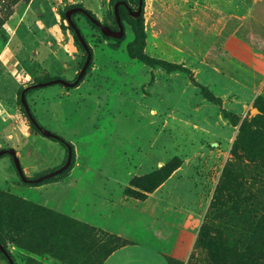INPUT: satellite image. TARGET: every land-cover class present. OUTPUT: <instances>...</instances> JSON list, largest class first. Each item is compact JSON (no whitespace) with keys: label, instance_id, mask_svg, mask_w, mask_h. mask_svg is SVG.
I'll return each mask as SVG.
<instances>
[{"label":"rangeland","instance_id":"1","mask_svg":"<svg viewBox=\"0 0 264 264\" xmlns=\"http://www.w3.org/2000/svg\"><path fill=\"white\" fill-rule=\"evenodd\" d=\"M116 1L0 0V150L13 148L26 176L61 166L65 149L31 126L20 90L73 82L86 52L66 10L81 6L114 27ZM123 1L137 10L138 0ZM227 9L224 0H143L144 54L190 74L130 58L135 36L123 12L117 40L73 15L92 52L83 80L27 94L40 125L72 144V167L29 187L10 157L0 158V264H103L118 238L167 249L169 239L184 242L166 254L170 264H264V155L249 162L233 149L240 123L221 114L246 118L253 143L264 141V56L230 46L239 75L225 97L197 71L200 61L228 57L216 39Z\"/></svg>","mask_w":264,"mask_h":264},{"label":"crops","instance_id":"2","mask_svg":"<svg viewBox=\"0 0 264 264\" xmlns=\"http://www.w3.org/2000/svg\"><path fill=\"white\" fill-rule=\"evenodd\" d=\"M263 2L264 0H253V2L248 4L247 1L241 0H224V8H228V11L222 13L223 15L219 20L220 31L216 39L223 42L221 49L228 51V57L221 56V58H217L213 62L214 64L206 61L202 63L200 61V65L197 67V71L203 73L206 79H202L201 76L200 78L205 80L207 84H212L213 86L214 84L215 86L221 84L218 85L223 90V92L219 93L220 97L226 96L224 91H227V93L237 91V85L235 84H238L237 77L239 72L237 70V63L234 61L235 58L233 59L234 54L230 50L231 45L234 44L240 49L251 46L258 54L264 56V6L261 9L256 8L258 3ZM233 62L235 63L233 64ZM215 86L214 88H216ZM27 101H29L28 98ZM44 103L45 101L43 102L44 107L48 108L49 104ZM41 119H43L42 116L40 117ZM171 229V225L169 224V236H171V232L175 233L174 229ZM131 241H133V244L115 250L103 264H170L167 261L166 254L173 253L175 249L178 252H182L185 247L184 242L175 244L170 239L169 249L166 248L165 244L160 242L154 244L149 241Z\"/></svg>","mask_w":264,"mask_h":264},{"label":"trees","instance_id":"3","mask_svg":"<svg viewBox=\"0 0 264 264\" xmlns=\"http://www.w3.org/2000/svg\"><path fill=\"white\" fill-rule=\"evenodd\" d=\"M117 1H120V0H117ZM116 1V2H117ZM78 7V6H77ZM88 11V10H87ZM122 12L125 14V19L126 21L131 24V27H132V31L134 33V40L128 44L127 46V52H128V55L130 58L132 59H136L144 64H146L147 66L149 67H160L162 69H164L166 72L168 73H172V72H184V73H187V74H190V71L185 68L184 66H180L178 64H174V63H170V62H167V61H164V60H159V59H154V58H151V57H148L144 54V48H145V39H146V36H145V32H144V29L142 27V14L139 16V17H130L128 11L126 10V8L120 6L119 7V13H120V16H121V19H122ZM88 13L92 15V13L90 11H88ZM77 14H81L84 16V18L88 21V23L98 29L95 25H93L89 19L82 13H76L74 15H77ZM94 17V16H93ZM95 18V17H94ZM123 21V19H122ZM69 25V24H68ZM69 29L70 31L73 33L74 35V38L76 41H78L74 31L72 30V28L69 26ZM104 37V36H103ZM106 38V37H104ZM106 39H112V38H106ZM79 42V41H78ZM80 43V42H79ZM82 46V45H81ZM83 48V47H82ZM91 50V49H90ZM83 63L84 61L82 62V65L83 66ZM89 68V67H88ZM87 68V70H88ZM86 70V72H87ZM79 74V73H78ZM77 74V76H78ZM77 76L75 78V80L77 79ZM84 76L81 78V80H79L76 84L75 87H77L79 85V83L83 80ZM52 79H55V78H49L47 80H44L42 82H46V81H49V80H52ZM74 80V81H75ZM73 81V82H74ZM38 83H41L38 82ZM41 88H39L37 86V84H32V85H29L23 89L20 90V93H19V99H20V94L22 91H25L26 93V96L29 92L31 91H34V90H39ZM70 89V88H68ZM200 89H201V93L202 95L204 96L205 99H207L208 101L214 103V104H219L221 102L220 98L218 97H215L213 94H211V92H209L205 87H202L200 86ZM221 114L222 116L225 118V119H229L231 121V123L235 126L237 125L238 123L239 124V132L236 136V139L234 141V144H233V149L234 148H242L243 151H244V154H245V159L249 162H253L255 161L257 158L261 157L264 155V141H260L258 142L257 144H254L253 141H252V135L254 133V128L252 127L251 123L248 122V120L246 118L244 119H241V117L237 114H234L232 112H227L226 110L222 109L221 110ZM35 121L37 124H33L31 123V126L35 129V131L40 134L41 136H43L41 134V132L38 130L39 128H43V129H46L44 128L43 126L40 125L39 121L35 118ZM45 137V136H43ZM47 138V137H45ZM51 141H54L56 143H58L61 147H63L65 149V159L62 163L65 164L66 160H67V155H68V151H71V154H72V160H71V164L70 166L64 170L61 174H58L56 176H59V175H63L64 173L68 172L71 167H72V163H73V159H74V149H73V146L72 144L67 141L65 138H63L62 136L60 135H57V138H47ZM5 156V155H3ZM3 156H0V158H2ZM6 156H9L6 154ZM10 157V156H9ZM10 160H11V163H12V166L17 174V176L19 177V179L21 180V176H20V173L18 172V170H16L14 164H13V160L12 158L10 157ZM61 165V166H62ZM59 166V167H61ZM59 167L55 168V169H58ZM53 169V170H55ZM52 170V171H53ZM23 172V170H22ZM49 173V172H48ZM47 174V173H45ZM23 175L24 177L27 179V181L23 182L24 185L26 186H41L43 184H46V183H49L51 182V178H47V179H43L41 181H34L36 179H38L39 177L43 176L44 174H41L39 176H36V177H28L26 176V174L23 172ZM55 176V177H56ZM166 176V173H164V178ZM118 242L116 244V247L115 248H112L106 255H105V260L117 249L121 248V247H124V246H127V245H130V244H133V242L129 241V240H121L120 238H118ZM0 243L1 245L3 246L1 240H0ZM1 252V251H0ZM2 253V252H1ZM104 260V261H105Z\"/></svg>","mask_w":264,"mask_h":264},{"label":"water","instance_id":"4","mask_svg":"<svg viewBox=\"0 0 264 264\" xmlns=\"http://www.w3.org/2000/svg\"><path fill=\"white\" fill-rule=\"evenodd\" d=\"M142 3H143V0H139L137 10H132V8L129 5H127V3L125 1H122V0L117 1L114 4V16H115V21H116L117 26H118V30L112 29L109 25L102 24L99 20H97L96 18L91 16L88 13V11L81 6L73 7V8L66 10V12H65L66 20H67L69 26L74 31V33H75L78 41L82 45L83 49L85 50L86 59L83 63V66H82L78 76H77V79L74 82H70V81H67V80L62 79V78H55V79H52V80H49L46 82L38 83L37 86L39 88H44V87H48V86H52V85H62V86H65L67 88H74L76 86L77 82L79 80H81V78L85 75L86 70L89 67L90 62L92 60V52L90 50V47H89L84 35L82 34L81 30L79 29V27L77 26V24L73 20L74 14H76L78 12L84 14L89 19V21L98 28V30L100 31V33L104 37L117 40V39H122L124 34H125L124 21H122V19H121V16L119 13V6L123 5L126 8V10L128 11L130 17H139L142 14ZM20 103L23 106L25 112L27 113V116H28L30 122L33 124H37L35 121V118L33 117L32 113H31V110H30V107H29V104H28V101L26 98L25 91H22L20 94ZM38 130L41 132V134L43 136H45L47 138H57V134L52 132L51 130L43 129V128H39ZM6 154L12 158L13 164H14L16 170H18V172L20 173L21 180L23 182L27 181V179L23 175L20 160L16 154V151L13 148L0 150V156L6 155ZM71 160H72V154H71V151H68L67 160H66L65 164H63L58 169H55V170H53L47 174H44L43 176L39 177L38 179H36L34 181L35 182L41 181L43 179L52 178L58 174H61L64 170H66L70 166ZM0 251L5 254V249L1 245V243H0ZM9 264H12V261L10 259H9Z\"/></svg>","mask_w":264,"mask_h":264},{"label":"flooded vegetation","instance_id":"5","mask_svg":"<svg viewBox=\"0 0 264 264\" xmlns=\"http://www.w3.org/2000/svg\"><path fill=\"white\" fill-rule=\"evenodd\" d=\"M123 1V0H122ZM138 3H139V0H138ZM128 5V4H127ZM120 6H122V7H124L123 5H120ZM119 6V7H120ZM125 8V7H124ZM112 29H114V30H118V26H117V23H116V21H115V26L114 27H111Z\"/></svg>","mask_w":264,"mask_h":264},{"label":"bare ground","instance_id":"6","mask_svg":"<svg viewBox=\"0 0 264 264\" xmlns=\"http://www.w3.org/2000/svg\"><path fill=\"white\" fill-rule=\"evenodd\" d=\"M260 2H261V1H260ZM254 8H255V7H254ZM250 24H251V23H250ZM250 24H249V25H250ZM254 25H255V24H254ZM260 27H261V26H260ZM257 28H258V27H257ZM258 29H259V28H258ZM257 32H258V31H257ZM259 32H260V31H259ZM262 33H263V32H262ZM257 34H259V33H257ZM249 35H250V34H249ZM254 35H256V34H254ZM254 37H255V36H254ZM262 37H263V36H262ZM262 37H261V38H262ZM252 38H253V37H252ZM263 38H264V37H263ZM263 38H262V39H263ZM253 40H254V38H253ZM256 41H257V40H256ZM255 43H256V42H255ZM258 44H259V42H258ZM261 47H262V46H261ZM261 47H260V48H261ZM263 51H264V50H263Z\"/></svg>","mask_w":264,"mask_h":264}]
</instances>
